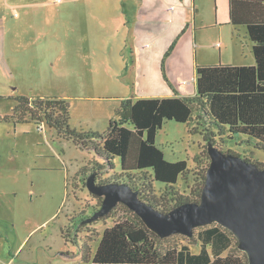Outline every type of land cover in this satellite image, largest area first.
I'll list each match as a JSON object with an SVG mask.
<instances>
[{
  "label": "rangeland",
  "instance_id": "rangeland-1",
  "mask_svg": "<svg viewBox=\"0 0 264 264\" xmlns=\"http://www.w3.org/2000/svg\"><path fill=\"white\" fill-rule=\"evenodd\" d=\"M35 2L40 3L22 5ZM124 9L125 0H0V15H6L5 25L0 22V264H89L82 260L81 245L88 246L93 258L105 228L127 216L117 204L109 217L81 227L76 243L66 240L64 226L102 204L103 197L87 187L94 165L98 183L126 182L120 158L111 164L45 121L41 126L30 118L6 119L20 95L54 96L70 103L72 128L106 132L122 99L138 93L133 85V24L123 23ZM189 12L193 54L198 52L199 60L200 43H205L202 48L216 60L222 51L226 59L245 63L241 65L253 62L245 26L229 23V0H192ZM219 40L221 49L214 46ZM196 125L195 120L167 119L156 135L167 160L188 162L190 173L176 187L188 196L210 160L202 132L192 131ZM240 137L235 135L223 150L264 162V150ZM144 174L132 175L139 188ZM165 186L155 180L157 197L165 195ZM169 197L159 200L163 204ZM188 240L174 235L164 245Z\"/></svg>",
  "mask_w": 264,
  "mask_h": 264
},
{
  "label": "trees",
  "instance_id": "trees-1",
  "mask_svg": "<svg viewBox=\"0 0 264 264\" xmlns=\"http://www.w3.org/2000/svg\"><path fill=\"white\" fill-rule=\"evenodd\" d=\"M235 3V0H230L231 21L234 25H242L243 22L237 18ZM245 25L253 42L254 65L198 64L194 96L124 98L104 133L72 128L70 103L64 98L54 96L20 95L12 114L7 115L6 119L24 121L30 118L39 125L45 121L59 135L75 140L83 149L98 152L111 164L112 159L118 156L122 173L127 174V184L139 192L142 200L161 212H168L184 202H199L210 160L201 172L199 181L194 185L193 195L181 194L176 187L180 179L190 173L188 162L167 160L162 149L156 144V135L167 119L178 122L195 120L197 125L192 131H201L206 145L211 143L225 153L241 157L231 149L223 150L228 141L239 135L242 136L240 137L242 142L264 150V19H249ZM177 40L168 48L161 64L162 75L175 92L177 90L167 75L166 59L173 52ZM127 124H131L132 127ZM243 158L264 168L262 161L247 156ZM149 168L151 171L146 170ZM96 170L97 167L94 165L92 173L96 174ZM138 171H145L139 185L142 188L137 187L132 179L133 173ZM155 180L166 184L165 195L168 194L170 197L163 204L159 197L164 198L165 195L157 197L153 188ZM115 182L126 183L122 180ZM121 204L127 216L105 228L93 258L88 252V246L81 245V254L86 262L248 264L247 254L239 249L235 235L219 223L197 227L192 237L183 234L161 237L148 228L133 210ZM97 210L98 208L91 214L82 215L77 222L73 219L64 226L62 229L64 238L76 243L81 227L107 218L112 213L111 210L102 217L86 222ZM174 235H182L189 240L181 244H172L169 246L171 248L166 247L165 242ZM193 246L197 250H194Z\"/></svg>",
  "mask_w": 264,
  "mask_h": 264
},
{
  "label": "water",
  "instance_id": "water-1",
  "mask_svg": "<svg viewBox=\"0 0 264 264\" xmlns=\"http://www.w3.org/2000/svg\"><path fill=\"white\" fill-rule=\"evenodd\" d=\"M210 164L199 202H184L161 212L142 200L124 182L98 183L96 174L87 179L88 189L103 197L101 207L86 220L91 222L123 203L161 237L194 235L197 227L219 223L238 240L248 264H264V168L245 158L207 145Z\"/></svg>",
  "mask_w": 264,
  "mask_h": 264
},
{
  "label": "crops",
  "instance_id": "crops-1",
  "mask_svg": "<svg viewBox=\"0 0 264 264\" xmlns=\"http://www.w3.org/2000/svg\"><path fill=\"white\" fill-rule=\"evenodd\" d=\"M191 1L192 0H125L128 9H124L123 15L120 16L125 25L130 22L133 24L131 43V53L134 57L133 85L138 92L132 98L153 97L147 95V92L157 89L166 93L165 97L176 95L194 96L196 94V66L198 64H245L242 63L240 59H236V57L226 59L222 51L219 52V59L216 60L214 56L206 54V51L202 48V46H206L205 43H200V60L198 52L197 56L193 54V39L190 35L191 29L189 22ZM41 2L44 4V1ZM235 2V4H237V18L243 22L242 26H245L246 31L247 27L245 22L249 21V19H264V0H235ZM39 3L40 2H35L22 5L36 6ZM192 10L194 12L197 11L195 7H192ZM0 17L1 24L5 25L6 15L1 14ZM229 18V23L233 24L230 16ZM175 40H177L176 46L171 55L166 59V70L177 92H175L164 79L161 69L162 59ZM231 42L237 45L233 38H231ZM214 46L221 49V41L215 42ZM247 64L254 65L255 57L253 62L251 61ZM151 69L152 73L150 72ZM181 78L184 79L180 80ZM130 97L131 96H128L126 98Z\"/></svg>",
  "mask_w": 264,
  "mask_h": 264
},
{
  "label": "built area",
  "instance_id": "built-area-1",
  "mask_svg": "<svg viewBox=\"0 0 264 264\" xmlns=\"http://www.w3.org/2000/svg\"><path fill=\"white\" fill-rule=\"evenodd\" d=\"M218 44V43H217ZM219 45V44H218ZM44 124V123H43ZM43 124L41 126H43Z\"/></svg>",
  "mask_w": 264,
  "mask_h": 264
}]
</instances>
